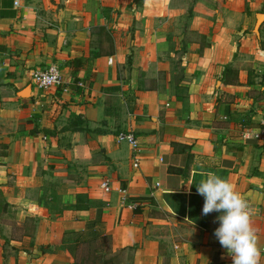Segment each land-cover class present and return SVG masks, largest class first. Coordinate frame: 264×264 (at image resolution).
<instances>
[{
    "label": "crops",
    "instance_id": "obj_1",
    "mask_svg": "<svg viewBox=\"0 0 264 264\" xmlns=\"http://www.w3.org/2000/svg\"><path fill=\"white\" fill-rule=\"evenodd\" d=\"M258 13L264 0H0V264H75L82 234L109 235L117 264H232L197 192L209 172L253 208L264 264V145L243 136L264 119ZM50 64L63 81L39 88Z\"/></svg>",
    "mask_w": 264,
    "mask_h": 264
},
{
    "label": "clouds",
    "instance_id": "obj_2",
    "mask_svg": "<svg viewBox=\"0 0 264 264\" xmlns=\"http://www.w3.org/2000/svg\"><path fill=\"white\" fill-rule=\"evenodd\" d=\"M198 194L205 198L203 214L219 212L214 235L226 249L232 264H260L262 250L253 226L254 210L230 180L209 172L200 181Z\"/></svg>",
    "mask_w": 264,
    "mask_h": 264
},
{
    "label": "built area",
    "instance_id": "obj_3",
    "mask_svg": "<svg viewBox=\"0 0 264 264\" xmlns=\"http://www.w3.org/2000/svg\"><path fill=\"white\" fill-rule=\"evenodd\" d=\"M112 62V58L109 59ZM32 77L39 88L48 89L55 85H60L63 81V76L60 68L56 64H50L49 66L36 69L33 71ZM244 138H253L257 140L260 144L264 145V119L261 125L257 128H249L243 132ZM118 142H127L130 144L133 150V156L135 159V166H139L138 154L140 152V141L133 131H120L117 134ZM102 187L106 191L111 190V186L108 181L102 183ZM123 192H125L123 190ZM126 200V196H123ZM251 206V205H250ZM130 207L136 208V203H130Z\"/></svg>",
    "mask_w": 264,
    "mask_h": 264
},
{
    "label": "trees",
    "instance_id": "obj_4",
    "mask_svg": "<svg viewBox=\"0 0 264 264\" xmlns=\"http://www.w3.org/2000/svg\"><path fill=\"white\" fill-rule=\"evenodd\" d=\"M75 264H117L111 248V237L97 234L93 238H85L82 234L77 240Z\"/></svg>",
    "mask_w": 264,
    "mask_h": 264
},
{
    "label": "water",
    "instance_id": "obj_5",
    "mask_svg": "<svg viewBox=\"0 0 264 264\" xmlns=\"http://www.w3.org/2000/svg\"><path fill=\"white\" fill-rule=\"evenodd\" d=\"M263 22H264V13H258V15H257V23H256V27H255V31L258 34L260 32V27H261Z\"/></svg>",
    "mask_w": 264,
    "mask_h": 264
},
{
    "label": "rangeland",
    "instance_id": "obj_6",
    "mask_svg": "<svg viewBox=\"0 0 264 264\" xmlns=\"http://www.w3.org/2000/svg\"><path fill=\"white\" fill-rule=\"evenodd\" d=\"M131 203H135V202H131ZM1 218H2V216H1ZM92 245H94V244H92ZM126 253H124V255H125Z\"/></svg>",
    "mask_w": 264,
    "mask_h": 264
}]
</instances>
